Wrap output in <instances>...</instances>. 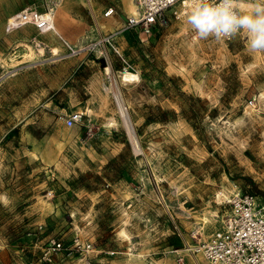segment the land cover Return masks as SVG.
<instances>
[{"label": "rangeland", "instance_id": "374dc122", "mask_svg": "<svg viewBox=\"0 0 264 264\" xmlns=\"http://www.w3.org/2000/svg\"><path fill=\"white\" fill-rule=\"evenodd\" d=\"M132 2L0 0V264H41L48 236L92 244V264H205L193 250L221 229L224 197L264 203V52L243 32L198 39L180 3L143 42L104 41ZM28 8L56 32L8 30Z\"/></svg>", "mask_w": 264, "mask_h": 264}, {"label": "built area", "instance_id": "2783aa9c", "mask_svg": "<svg viewBox=\"0 0 264 264\" xmlns=\"http://www.w3.org/2000/svg\"><path fill=\"white\" fill-rule=\"evenodd\" d=\"M179 3L185 11L189 10L187 0H134L135 13L127 18L121 29L103 40L108 42L115 35L131 30L138 32V38L143 42L153 34L157 26L161 25L162 14ZM113 12L114 10L109 8L104 16L107 17ZM43 15L37 10L25 9L16 15L17 18L15 23L10 25V30L32 26L41 34L52 31V22ZM224 40L230 41L231 38ZM249 105H253V102L250 101ZM81 120L82 115L75 113L66 117L64 123L67 128H71ZM222 206L228 210L221 229L193 252L200 254L205 264H264V203H260L257 197L250 193L237 191L224 197ZM43 229L42 225L37 227L39 234ZM92 251V244L85 243L79 238L65 244L48 236L41 249L39 261L41 264H53L56 257L72 256L77 257L81 264H92L90 257ZM177 264H185L183 258L179 257Z\"/></svg>", "mask_w": 264, "mask_h": 264}, {"label": "clouds", "instance_id": "9594fccd", "mask_svg": "<svg viewBox=\"0 0 264 264\" xmlns=\"http://www.w3.org/2000/svg\"><path fill=\"white\" fill-rule=\"evenodd\" d=\"M185 22L198 39L245 33L251 52H264V0H187Z\"/></svg>", "mask_w": 264, "mask_h": 264}, {"label": "bare ground", "instance_id": "6f19581e", "mask_svg": "<svg viewBox=\"0 0 264 264\" xmlns=\"http://www.w3.org/2000/svg\"><path fill=\"white\" fill-rule=\"evenodd\" d=\"M132 3H133V2H132ZM133 8H134V10L132 11V14L135 13V5H134V3H133ZM17 14H18V13H17ZM17 14H16V15H17ZM16 15L11 16V17L9 18L8 23H7V24L9 25L8 30H10V28H11L10 25H12L13 23H15V19L17 18ZM43 17H44V18H47V19L49 20V22H52V31L56 32V28H55V19L53 18L52 14L44 13ZM28 50H29V48H28ZM30 53H31V52H30ZM57 56H58V55H57ZM57 56H55V57H57ZM138 80H140L139 77H138V75H137V74H134V73H132V72H129V71H125V72H123L122 75H121V81H122L123 83H125V84L134 83V82H137ZM113 95H114L115 103H116V105H117V107H118V109H119V113H120V115H121V118L123 119V122H124L125 128H126V130H127V132H128V135H129V137H130V139H131V142H132V144H133V147L135 148V147H136V141H134V139H133V137H132L133 135L131 134L130 126H129V124H128V121H127L126 118H125V115H126V114H125V111H124L123 105H122V103H121L120 97H119L115 92L113 93Z\"/></svg>", "mask_w": 264, "mask_h": 264}, {"label": "crops", "instance_id": "0c3cea01", "mask_svg": "<svg viewBox=\"0 0 264 264\" xmlns=\"http://www.w3.org/2000/svg\"><path fill=\"white\" fill-rule=\"evenodd\" d=\"M132 1H133V3H134V0H132ZM123 2H126V0H123ZM134 5H135V4H134ZM114 7H115V6L113 5V6H109L108 8H106V9H105V12H106L109 8H112V9L114 10V12H113V14H111V15H109V16H107V17L104 16V18L110 20V25H112V26H115V24H116V22H117V19H115L113 16L116 15V14H118V10H116ZM128 10H129V9H128ZM105 12H104V13H105ZM129 12H130V11H129ZM131 15H133V14H131V12H130V14H127V15L125 16V18H124V23H123V25L121 26V28L124 26V24H125L127 18L130 17ZM120 18H121V17H120ZM122 19H123V18H122Z\"/></svg>", "mask_w": 264, "mask_h": 264}, {"label": "trees", "instance_id": "16d2710c", "mask_svg": "<svg viewBox=\"0 0 264 264\" xmlns=\"http://www.w3.org/2000/svg\"><path fill=\"white\" fill-rule=\"evenodd\" d=\"M159 111H160V110H159ZM182 112H185V111H182ZM147 121H148V122H153L152 119H151V121H149V119H148Z\"/></svg>", "mask_w": 264, "mask_h": 264}]
</instances>
